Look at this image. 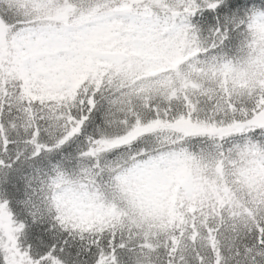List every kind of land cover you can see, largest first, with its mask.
I'll list each match as a JSON object with an SVG mask.
<instances>
[{
  "label": "snow or ice",
  "instance_id": "6c2138e0",
  "mask_svg": "<svg viewBox=\"0 0 264 264\" xmlns=\"http://www.w3.org/2000/svg\"><path fill=\"white\" fill-rule=\"evenodd\" d=\"M0 264H264V0H0Z\"/></svg>",
  "mask_w": 264,
  "mask_h": 264
}]
</instances>
